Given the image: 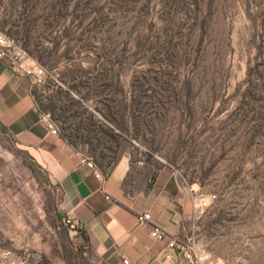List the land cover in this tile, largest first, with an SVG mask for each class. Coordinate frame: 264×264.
Returning a JSON list of instances; mask_svg holds the SVG:
<instances>
[{
	"label": "rangeland",
	"instance_id": "374dc122",
	"mask_svg": "<svg viewBox=\"0 0 264 264\" xmlns=\"http://www.w3.org/2000/svg\"><path fill=\"white\" fill-rule=\"evenodd\" d=\"M0 33L44 68L40 112L102 174L124 165L139 187L164 170L181 241L264 264V0H0ZM60 203L0 134V264H92Z\"/></svg>",
	"mask_w": 264,
	"mask_h": 264
},
{
	"label": "crops",
	"instance_id": "0c3cea01",
	"mask_svg": "<svg viewBox=\"0 0 264 264\" xmlns=\"http://www.w3.org/2000/svg\"><path fill=\"white\" fill-rule=\"evenodd\" d=\"M31 89L29 78L13 73L0 59V132L45 169L61 194L64 218L86 229L90 262L188 264L167 249L166 241L150 235L155 225L168 237L179 238L182 197L168 173H154L152 187L150 179L139 187L129 183L124 165L102 174L66 139L51 135L39 122L41 112ZM143 214L151 216V223L139 224Z\"/></svg>",
	"mask_w": 264,
	"mask_h": 264
},
{
	"label": "built area",
	"instance_id": "2783aa9c",
	"mask_svg": "<svg viewBox=\"0 0 264 264\" xmlns=\"http://www.w3.org/2000/svg\"><path fill=\"white\" fill-rule=\"evenodd\" d=\"M0 59L5 60L8 68L13 73L29 78L32 85L42 84L44 82L46 75L44 68L37 64L26 50L3 33H0ZM39 122L51 135L59 136V129L56 122L48 113L41 112ZM99 176V174L96 175L97 178H99ZM215 199V195L201 194L194 199V205L196 207H207ZM138 222L140 225L147 222L151 223V216L149 214H143L138 218ZM65 224L71 229H74L76 226V224L69 219L65 220ZM150 235L156 240L166 241L167 249L176 252L183 262L188 264H213L209 254L196 248L194 244H190L189 241L183 242L176 236L168 237L164 231L160 230L155 225H153ZM123 264H128V262L124 260Z\"/></svg>",
	"mask_w": 264,
	"mask_h": 264
},
{
	"label": "trees",
	"instance_id": "16d2710c",
	"mask_svg": "<svg viewBox=\"0 0 264 264\" xmlns=\"http://www.w3.org/2000/svg\"><path fill=\"white\" fill-rule=\"evenodd\" d=\"M0 134L1 135H4V132H0ZM155 180H156V175H153L152 176V178H151V180H150V182H149V187H152V185H153V182H155ZM55 190L58 192V194H59V196H60V198H61V194H60V192L58 191V189L56 188V186H55ZM58 217V219L60 220V222L62 221V219L63 218H61V216L59 215V216H57ZM67 218H64V220H63V226H62V229H63V231H64V234L68 237L69 235H70V233H73L74 234V236H73V238L72 239H69L68 241H69V243H70V245H71V247L72 248H75L74 250H75V253L79 256V257H81L80 256V253H79V251L77 252V247H80V246H86V248H87V250L89 251V254H90V248H89V246H88V238H87V235H86V229L84 228V227H79L78 225H76L75 227H74V229H72L71 230V228H69V226H67L66 224H65V220H66Z\"/></svg>",
	"mask_w": 264,
	"mask_h": 264
}]
</instances>
